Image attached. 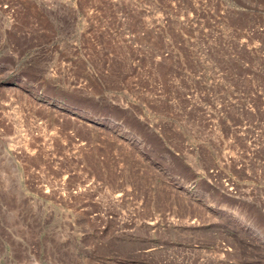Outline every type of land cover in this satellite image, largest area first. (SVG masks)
I'll list each match as a JSON object with an SVG mask.
<instances>
[{
	"label": "rangeland",
	"instance_id": "obj_1",
	"mask_svg": "<svg viewBox=\"0 0 264 264\" xmlns=\"http://www.w3.org/2000/svg\"><path fill=\"white\" fill-rule=\"evenodd\" d=\"M0 264H264V0H0Z\"/></svg>",
	"mask_w": 264,
	"mask_h": 264
}]
</instances>
